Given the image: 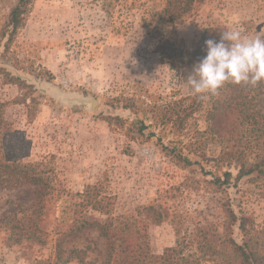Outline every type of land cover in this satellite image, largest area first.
<instances>
[{
    "label": "rangeland",
    "instance_id": "obj_1",
    "mask_svg": "<svg viewBox=\"0 0 264 264\" xmlns=\"http://www.w3.org/2000/svg\"><path fill=\"white\" fill-rule=\"evenodd\" d=\"M18 2L0 0V264H74L86 256L70 254L77 250H87L86 262L104 264L106 242L96 233L68 239L59 262L56 250L55 225L82 211L80 195L95 186L117 214L160 208L163 219L148 229L157 255L176 245L175 216L195 243L222 247L229 203L252 220L249 237L264 262V178L214 184L228 169L219 162L227 146L208 133V115L225 99L238 127L232 145L242 150L264 141V83L226 84L198 100L184 56L199 49L210 28L250 38L264 32V0H193L180 17L170 8L177 0H29L13 32ZM49 86L93 97L98 106L61 103ZM239 111L256 120L240 126ZM179 154L196 164L177 163ZM18 163L34 166L42 182L18 183L20 173L7 167ZM41 190L50 192L44 209L36 199ZM18 222L28 231L21 239L12 229ZM233 238L245 239L237 228Z\"/></svg>",
    "mask_w": 264,
    "mask_h": 264
},
{
    "label": "trees",
    "instance_id": "obj_2",
    "mask_svg": "<svg viewBox=\"0 0 264 264\" xmlns=\"http://www.w3.org/2000/svg\"><path fill=\"white\" fill-rule=\"evenodd\" d=\"M192 1L188 0L185 7V0H177L176 3L171 4L170 8L173 9L174 15L177 14L180 17L191 10ZM28 2L29 0H19L18 5L11 11L10 26L13 28V32L19 28L21 17ZM224 31H226V28L217 26L204 32L199 49L184 55L185 71L188 68H193L206 54L205 41L208 39L218 40L220 34ZM6 76L10 82H20L18 78H14L9 74H6ZM227 85L232 87L236 84L228 83ZM229 101H232V99ZM233 102L234 105L240 106L236 100H233ZM227 104L228 102L226 103L225 99L220 100L208 115V133L220 139L221 143L227 146L223 148L219 162L228 169L214 175V184L219 187L231 185L233 179L238 182L248 176H254L256 179L264 178V141L256 142L252 146H245L242 150L232 145V142H234L233 136L236 134L238 127H235L229 119V115L235 112L231 113L232 110L229 109V106L226 107ZM3 108L4 104L0 103V128L5 125L1 113ZM237 115H240L242 120L240 126L245 122L249 123L250 120H256L252 119L247 112L239 111ZM261 129H263V126H261ZM260 130L256 129L254 131ZM255 135L256 140H261L263 137V133ZM174 159L177 163H185V166L196 164L188 157H183L180 154L175 155ZM7 167L13 169L12 173H20L18 176L13 177L18 183L38 184L42 182V177L40 174H35L32 165H19L18 163L10 167L7 165ZM233 170H237L235 178ZM49 195L50 192L44 190L36 194L38 204L41 205L40 209H44L45 199ZM80 197L82 199L80 209L83 210L76 211L69 218L66 225H64L63 220L55 225V232L59 235L56 247L58 262L62 258V254L66 253L64 245L68 239L84 233H96L99 238L106 242L104 264H231L229 255L227 259H224L227 256L224 251L228 249L233 259L238 262L237 264H264L257 249L253 246L252 239L249 237L248 225L252 220L246 215L236 213L229 203L224 205L223 231L225 240L221 244L222 247L215 248L207 240L203 243H195L192 236L183 229L181 220L175 216L172 218L171 225L177 237L176 245L166 248L162 254L157 255L152 252L148 229L152 221L163 219L164 215L160 208L154 206L143 207L133 212L117 214L111 203V198L107 197L97 186L88 188ZM89 212L100 214L101 218L89 217L87 215ZM235 228L244 234L243 243H238L233 238ZM12 229L18 230L17 236L20 239L28 234L26 227L19 222ZM75 252L79 256L86 255L88 257L87 250L70 251V254L72 255ZM86 256L81 257L74 264H92L85 261ZM77 258L79 257L77 256Z\"/></svg>",
    "mask_w": 264,
    "mask_h": 264
},
{
    "label": "clouds",
    "instance_id": "obj_3",
    "mask_svg": "<svg viewBox=\"0 0 264 264\" xmlns=\"http://www.w3.org/2000/svg\"><path fill=\"white\" fill-rule=\"evenodd\" d=\"M205 46L206 54L186 80L198 100L217 96L228 83L252 88L264 83V32L250 38L239 29H230L218 40H206Z\"/></svg>",
    "mask_w": 264,
    "mask_h": 264
},
{
    "label": "water",
    "instance_id": "obj_4",
    "mask_svg": "<svg viewBox=\"0 0 264 264\" xmlns=\"http://www.w3.org/2000/svg\"><path fill=\"white\" fill-rule=\"evenodd\" d=\"M47 88L54 92V95L61 103L69 106H86L91 110H95L98 106V101L93 97H85L77 93L68 94L56 86H49Z\"/></svg>",
    "mask_w": 264,
    "mask_h": 264
}]
</instances>
